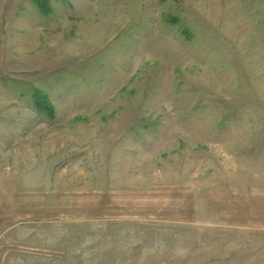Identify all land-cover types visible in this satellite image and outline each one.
Wrapping results in <instances>:
<instances>
[{"label": "rangeland", "instance_id": "obj_1", "mask_svg": "<svg viewBox=\"0 0 264 264\" xmlns=\"http://www.w3.org/2000/svg\"><path fill=\"white\" fill-rule=\"evenodd\" d=\"M0 264H264V0H0Z\"/></svg>", "mask_w": 264, "mask_h": 264}]
</instances>
